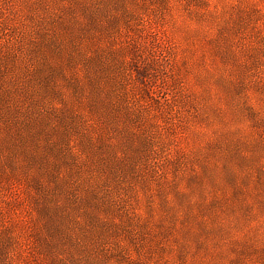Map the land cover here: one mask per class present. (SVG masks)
Returning a JSON list of instances; mask_svg holds the SVG:
<instances>
[{
	"label": "rangeland",
	"instance_id": "1",
	"mask_svg": "<svg viewBox=\"0 0 264 264\" xmlns=\"http://www.w3.org/2000/svg\"><path fill=\"white\" fill-rule=\"evenodd\" d=\"M0 264H264V0H0Z\"/></svg>",
	"mask_w": 264,
	"mask_h": 264
}]
</instances>
